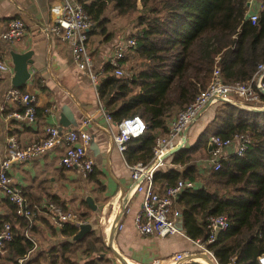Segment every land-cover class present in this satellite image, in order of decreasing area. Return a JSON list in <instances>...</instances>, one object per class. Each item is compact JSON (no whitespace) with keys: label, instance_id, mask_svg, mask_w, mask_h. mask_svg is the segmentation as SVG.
<instances>
[{"label":"trees","instance_id":"obj_1","mask_svg":"<svg viewBox=\"0 0 264 264\" xmlns=\"http://www.w3.org/2000/svg\"><path fill=\"white\" fill-rule=\"evenodd\" d=\"M85 9L94 22L88 37L99 34L106 41L118 35L110 27L113 19L136 13L134 29L127 37H134L136 43L126 49L123 59L127 72L116 74L114 67L106 64L97 83L99 97L114 123L137 114L147 123L145 134L132 138L124 152L129 163L151 160L158 136L166 134L178 112L208 86L216 65L232 83L250 80L264 61V9L252 23L247 18L248 0H88ZM261 96L264 101V94ZM221 104L224 106L218 108ZM221 104L215 106V115L198 140L173 153L172 162L183 169L161 168L155 180L165 181L167 186L179 179L199 182L197 188L185 189L177 199L180 226L192 239H203L208 234L209 218L226 214L230 226L211 244L220 264H257L258 256L264 253V110ZM43 113L37 108L38 115ZM241 132L251 137L243 154H230L218 169L201 170L199 160L211 156L212 134L230 137ZM99 174L95 168L87 176L98 190L105 187ZM48 199L63 203L56 195ZM7 200L11 211L2 226L11 224L13 239L4 250L6 254L0 252L3 264H20L19 258L27 252L24 264L33 260L37 264H78V250L89 256L109 248L104 235L94 237V231L71 241L79 226L67 222L61 232L68 239L36 254L37 218L30 225ZM77 212L82 221L88 218L86 212ZM48 216L53 220L51 213ZM99 260L110 262L102 257Z\"/></svg>","mask_w":264,"mask_h":264},{"label":"crops","instance_id":"obj_2","mask_svg":"<svg viewBox=\"0 0 264 264\" xmlns=\"http://www.w3.org/2000/svg\"><path fill=\"white\" fill-rule=\"evenodd\" d=\"M59 1L61 0H0V34L14 17H21L26 23L25 32L20 40L15 43L3 41L2 46L12 68L7 71L0 69V156L7 153L11 135H15L24 145L43 138L48 125L61 126L62 114L72 121L70 127L80 125L88 115H92L93 119L87 127L93 135L89 152L96 160L95 168L100 172L99 178L105 185L103 189L98 190L96 183L89 181L88 177L77 169L64 168L61 164L64 153L62 146L34 159L19 162L13 168L16 181L24 187L32 203L42 206L49 202L50 195L58 196L63 201L62 205L68 209L87 213L88 218L84 222L92 224L91 231H94V237L102 234L99 233L100 226L96 222L100 210H93L87 203L86 197L92 195L98 208L109 204L114 196L121 199L123 208L116 211L112 221L111 217L115 210L111 214L108 213L111 230L109 231L108 227L102 230L108 250L89 256L78 250L76 252L78 264H86L93 259L97 264H167L178 252L196 251L194 240L185 233L161 237L156 234H142L136 228L135 217L142 207L143 195L133 191L134 181L128 160L113 142L116 123L113 120L109 121L101 109L97 84L79 70L73 58L71 45L52 28L51 6ZM120 40L122 38L118 35L108 41L99 34L89 35L88 45L95 58L97 69L109 63L114 46ZM28 50L33 51V62L30 64L32 75L25 85V91L35 93L37 108L44 110L43 114L37 115V120L33 124L21 122L12 115L14 110H21L23 105L5 101L7 90L14 86L11 52ZM53 105L56 106L54 113L46 112V108ZM209 109L211 113L203 129L215 115L216 107L211 106L206 110ZM199 118L188 128L187 146L196 142L203 131L202 129L200 133L197 132V136L195 132L194 135L190 133L194 125H201L197 123ZM233 151L234 147L229 148V153H234ZM172 158L173 154L168 157V164L162 169L174 167L182 170L183 166L173 163ZM208 159L199 160L201 170L211 167ZM166 187L165 181H156L158 191L163 192ZM109 198L110 200L105 202V199ZM115 205L119 206L118 202H115ZM10 208L7 197L0 193V227L10 213ZM48 215L45 210H41L36 217L35 236L39 242L36 254L40 250L47 252L52 246L68 239L61 232L63 226L55 224ZM47 216L51 226L47 223ZM73 237L69 239L75 241ZM97 257L106 258L110 262L106 263ZM197 260L211 264L210 259L203 256H199ZM0 264H3L2 259ZM30 264L37 262L33 260ZM181 264H192V262Z\"/></svg>","mask_w":264,"mask_h":264},{"label":"built area","instance_id":"obj_3","mask_svg":"<svg viewBox=\"0 0 264 264\" xmlns=\"http://www.w3.org/2000/svg\"><path fill=\"white\" fill-rule=\"evenodd\" d=\"M88 0H61L51 6L53 17V30L64 41L68 42L73 51L74 61L83 74L89 76L94 84L99 82L100 76L105 71V66L96 68L95 58L88 45V32L94 26L85 9ZM249 11L247 18L256 23L260 12L264 9V0H248ZM26 28L25 20L21 17L10 19L7 28L0 34V69L7 71L12 68L11 62L3 50V41L15 43L23 36ZM136 40L129 37L118 41L109 57L116 74L123 75L126 49L134 45ZM264 94V61L248 81H236L229 83L225 80L221 67L216 65L212 78L206 88L201 90L196 98L185 108L181 109L170 122L166 134L157 138L153 148V156L147 162L136 161L129 163L131 177L134 181L133 191L143 195L140 211L135 217V226L142 234H156L161 237L177 233H185L179 224L180 208L177 206L179 195L187 188H197L198 183L192 179H179L174 184L168 185L163 192L156 189V172L168 164L170 151L178 144L183 148L188 144V128L196 122L201 111L218 103H233L235 105L255 108L252 103L263 102ZM238 99L242 102H238ZM5 101L20 103L24 110H14L12 115L21 122L35 123L37 120V95L33 92L11 87L5 94ZM5 105H3V108ZM56 106L46 108V112L54 113ZM101 109L109 121L112 120L101 101ZM92 115H88L80 125L73 127H62L51 124L46 127V136L42 139L21 144L15 135L9 137V148L7 153L0 156V193L4 194L16 207L17 213L29 220L30 225L34 222L38 212L45 210L52 214L55 224L64 226L67 222L77 225L84 222L79 218L77 211L65 209L62 205L49 201L42 206L30 201L25 193L24 187L16 181L13 173L14 166L26 160L51 151L58 146L64 147L61 164L70 169H77L85 177L91 174L96 166L94 156L89 152L93 139L92 133L87 128L92 121ZM147 129V123L140 115L123 118L116 123L113 132V142L121 153L128 148L132 138L142 136ZM210 140L213 142L211 156L208 159L210 166L216 169L221 167L222 160L232 153L229 148L243 154L248 148L251 137L248 133H236L230 137L220 134H212ZM169 154V155H168ZM230 226L226 214L213 215L209 218L208 234L205 238L193 239L196 251L178 252L169 259L167 264H181L182 262H195L201 254L207 256L211 264H220L211 244L217 240L220 232L227 230ZM13 239L12 226L5 222L0 228V252L6 249L8 242ZM36 245V243H35ZM29 257V252L19 258V263L24 264ZM125 264V263H123ZM257 264H264V253L258 256Z\"/></svg>","mask_w":264,"mask_h":264},{"label":"rangeland","instance_id":"obj_4","mask_svg":"<svg viewBox=\"0 0 264 264\" xmlns=\"http://www.w3.org/2000/svg\"><path fill=\"white\" fill-rule=\"evenodd\" d=\"M109 14L111 16H113V14H114L111 9L109 10ZM135 18H136V13L131 14L129 16L119 17L117 19H113L110 22V27L116 29V33L118 34V36H120V38L125 39L128 36H131L130 34L132 33V30L134 29ZM127 68H128V65H124L125 73L127 72ZM238 102L242 103L239 99H238ZM218 104H221V103H218ZM218 104H216V105H218ZM252 105H254L255 108H263L264 107V101L263 102H255V103H252ZM222 106H224V105L221 104L218 106V108L222 107ZM239 106H241V105H239ZM242 107H246V106H242ZM210 113H211L210 109L203 112V114L200 116V118L197 122V123H201V125L200 124L194 125L190 131L191 135H194V132H195L196 133L195 136H197V132L200 133L202 131L207 119L210 116ZM115 202H118L119 206L116 207ZM122 208H123V204L121 202V199L118 198L117 196H114L111 199V201L109 202V204L101 206V208L100 207L98 208V211L99 210L100 211L97 215L96 222L99 223V226H100L99 227V233H102V235H104V231H102V230L106 229L109 226L110 222L108 221V219H109L108 213L110 212V214H111L113 212V210L120 211V210H122ZM5 251H2L1 254L2 255L6 254ZM192 264H206V263L201 262V261H195V262H192Z\"/></svg>","mask_w":264,"mask_h":264},{"label":"water","instance_id":"obj_5","mask_svg":"<svg viewBox=\"0 0 264 264\" xmlns=\"http://www.w3.org/2000/svg\"><path fill=\"white\" fill-rule=\"evenodd\" d=\"M12 61H13V68H14V75L12 77V83L15 87L22 88L25 86L28 82V80L31 78V70H30V64L33 62L32 60V55L33 51L28 50L26 52H18V51H12ZM98 88V85H97ZM256 110H264L263 108H254ZM203 111H201L197 118L201 116ZM72 124V121L70 118L66 117L65 114H62V119H61V126L62 127H70ZM183 148L182 144H178L176 147H174L170 151V155L178 151L179 149ZM213 149V142L210 140L209 141V150L211 151ZM168 154V155H169ZM86 201L89 204V206L92 207L93 210L98 209V205L95 202L94 198L92 195H88L86 197ZM92 229V224L90 222H82L79 224V231L74 235L73 239L74 240H79L84 238ZM199 256H203L208 258L207 256L200 254ZM209 259V258H208Z\"/></svg>","mask_w":264,"mask_h":264},{"label":"bare ground","instance_id":"obj_6","mask_svg":"<svg viewBox=\"0 0 264 264\" xmlns=\"http://www.w3.org/2000/svg\"><path fill=\"white\" fill-rule=\"evenodd\" d=\"M116 211H117V210H115V212L113 211L114 213H113V215H112V217H111V221H112V219L114 218V216H115V214H116ZM108 230H109V231L111 230V225L108 226ZM106 232H107V231H106Z\"/></svg>","mask_w":264,"mask_h":264}]
</instances>
